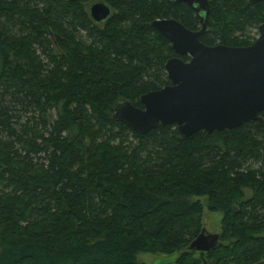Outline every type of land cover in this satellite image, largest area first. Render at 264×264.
I'll list each match as a JSON object with an SVG mask.
<instances>
[{"label": "trees", "instance_id": "trees-1", "mask_svg": "<svg viewBox=\"0 0 264 264\" xmlns=\"http://www.w3.org/2000/svg\"><path fill=\"white\" fill-rule=\"evenodd\" d=\"M87 1L0 0V264H144L141 252L175 256L169 264L264 260V124L140 134L112 117L119 100L140 107L169 83L174 53L148 23L196 29L193 11L108 0L102 26ZM209 1L203 43L254 40L264 2ZM204 207L222 214L219 242L195 256Z\"/></svg>", "mask_w": 264, "mask_h": 264}, {"label": "water", "instance_id": "water-1", "mask_svg": "<svg viewBox=\"0 0 264 264\" xmlns=\"http://www.w3.org/2000/svg\"><path fill=\"white\" fill-rule=\"evenodd\" d=\"M168 1L185 3L199 13V30H190L173 18L150 22L171 43L174 53L187 55L188 60L168 58L164 68L169 83L141 94L140 107L128 99L119 100L112 117L140 134L167 124H174L184 136L199 130L232 129L250 121L264 124L260 114L264 112V23L258 25V36L248 46L207 45L199 37L206 29L208 1ZM89 13L98 22L109 15L110 7L96 1ZM218 242V233L202 229L188 248L202 255Z\"/></svg>", "mask_w": 264, "mask_h": 264}, {"label": "rangeland", "instance_id": "rangeland-1", "mask_svg": "<svg viewBox=\"0 0 264 264\" xmlns=\"http://www.w3.org/2000/svg\"><path fill=\"white\" fill-rule=\"evenodd\" d=\"M89 1H87L88 3ZM86 3V6H87ZM251 36L257 35V27L251 28ZM195 199V198H193ZM201 201L205 203V198L201 197ZM222 214L220 212H211L206 207L203 208L202 222L203 229L210 233H220V220ZM195 256H198V251L194 252ZM175 256L166 254H152V253H138L137 261L144 264H169L173 262Z\"/></svg>", "mask_w": 264, "mask_h": 264}, {"label": "flooded vegetation", "instance_id": "flooded-vegetation-1", "mask_svg": "<svg viewBox=\"0 0 264 264\" xmlns=\"http://www.w3.org/2000/svg\"><path fill=\"white\" fill-rule=\"evenodd\" d=\"M96 1H102L103 3H105L106 5H108L109 7H110V13H109V15L105 18V19H102L101 21H95V20H93L92 19V17L90 16V13H89V7H90V5L93 3V2H96ZM166 1V3H168V4H170V5H172V4H176V3H181V2H170V1H168V0H165ZM208 1V4H209V13H210V1L209 0H207ZM247 3H249V4H253V3H257V2H249L248 0H247ZM182 4H185V3H182ZM186 5V4H185ZM186 6H188V5H186ZM192 11H193V13H194V15L196 16V19H197V22H198V26H197V28L196 29H190V30H199L200 29V27H201V23L199 22V13H197L192 7H190V6H188ZM86 9H87V11H88V14H89V16H90V19L94 22V23H96L97 25H104L106 22H107V20L115 13V8L111 5V3L108 1V0H89V2L87 3V6H86ZM208 16H209V14H208ZM169 18H173V17H162V18H155V19H169ZM173 19H175V18H173ZM154 20V19H153ZM175 20H177V19H175ZM152 21V20H151ZM150 21V22H151ZM177 21H179V20H177ZM150 22L148 23V25L150 26V27H152L151 25H150ZM180 22V21H179ZM207 22H208V18H207ZM207 22H206V29H205V31L200 35V37L203 35V34H205V33H207L209 30H210V28L208 27V25H207ZM181 23V22H180ZM260 23H264V22H260ZM260 23H258L257 24V35H255V36H253L254 37V40L257 38V36H258V25L260 24ZM183 24V23H182ZM184 25V24H183ZM185 26V25H184ZM186 27V26H185ZM152 28H154V27H152ZM155 29V28H154ZM189 29V28H188ZM156 30V29H155ZM251 28L249 29V34L251 35ZM157 31V30H156ZM158 32V31H157ZM159 33V32H158ZM164 37V36H163ZM200 37H199V39H200ZM165 38V37H164ZM254 40H252L251 41V43L250 44H252L253 42H254ZM168 41V40H167ZM169 42V41H168ZM202 42V41H201ZM170 43V42H169ZM205 44V43H204ZM217 44H222V43H217ZM250 44H247V45H239V46H248V45H250ZM214 45H216V44H214ZM223 45H225V44H223ZM170 46H171V43H170ZM228 46H231V45H228ZM172 51H173V49H172ZM173 53H174V51H173ZM173 56H178V57H180L181 59H183V60H188V56L187 55H177V54H173L171 57H173ZM170 58V57H169ZM166 72V71H165ZM261 114V113H260Z\"/></svg>", "mask_w": 264, "mask_h": 264}]
</instances>
